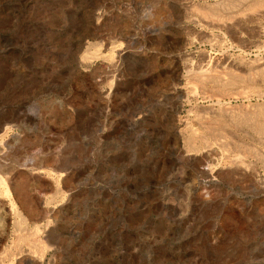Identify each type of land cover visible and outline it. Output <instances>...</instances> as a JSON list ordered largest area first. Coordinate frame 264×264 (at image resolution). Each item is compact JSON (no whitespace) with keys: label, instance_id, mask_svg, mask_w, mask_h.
Wrapping results in <instances>:
<instances>
[{"label":"rangeland","instance_id":"374dc122","mask_svg":"<svg viewBox=\"0 0 264 264\" xmlns=\"http://www.w3.org/2000/svg\"><path fill=\"white\" fill-rule=\"evenodd\" d=\"M91 2L0 0V106L38 112L0 140L44 157L0 173V264H264V125L245 109L264 108V0ZM177 117L214 126L195 169L172 152Z\"/></svg>","mask_w":264,"mask_h":264},{"label":"bare ground","instance_id":"6f19581e","mask_svg":"<svg viewBox=\"0 0 264 264\" xmlns=\"http://www.w3.org/2000/svg\"><path fill=\"white\" fill-rule=\"evenodd\" d=\"M26 1V0H25ZM37 1V0H36ZM97 1V0H96ZM107 0H102V3H104V2H106ZM94 2H95V0H92V2L90 3V4H92L91 5V7H93L95 4H94ZM107 3V2H106ZM87 6H88V4H87ZM98 6H100V4L98 5ZM104 6V5H103ZM102 6V7H103ZM32 7V6H31ZM106 7V6H105ZM97 8V7H96ZM95 8V9H96ZM98 9V8H97ZM97 9H96V11H97ZM104 9V8H103ZM101 10L100 12H96L97 13V17L100 19V20H106L107 19V16H108V14H106V12H104V10ZM90 10H92V9H90ZM94 11V10H93ZM92 11V12H93ZM26 14V13H25ZM27 15V14H26ZM94 15H95V13H94ZM94 15H93V17H94ZM111 16H113L112 18L113 19H115L116 17H115V15H111ZM118 19V18H117ZM109 22V21H108ZM32 23V22H31ZM118 26V25H117ZM36 27V26H35ZM223 28V27H222ZM27 30V29H26ZM32 30V29H31ZM23 31V30H22ZM24 32V31H23ZM21 36H23V35H21ZM128 37V36H127ZM237 37V36H236ZM21 41V40H20ZM23 41H24V39H23ZM25 43V42H24ZM24 46V45H23ZM27 46V45H26ZM33 46V45H32ZM35 46V45H34ZM21 47V46H20ZM36 47V46H35ZM27 48V47H26ZM129 50H128V47H127V45H121V46H119V48L118 49H116V53H115V58H114V61L112 62V63H110V67L107 69V72H109L110 74H111V78H113V83H112V86H111V88H109V91L107 92V94H106V96H108V97H116V95H117V84H118V79H119V77L118 76H120L119 75V71H120V69H121V59L124 57V55L128 52ZM23 52V51H22ZM27 52V51H26ZM23 55H25V54H23ZM114 55V54H113ZM179 56V55H178ZM36 62V61H35ZM205 63V62H204ZM206 64H208L209 65V63H206ZM211 64V63H210ZM184 65V64H183ZM197 65V64H196ZM204 65V64H203ZM198 67H199V65H198ZM22 68V67H21ZM98 69V68H97ZM186 69H187V72L189 73V72H191V71H193L194 69H195V63H192V62H186ZM199 69V68H198ZM99 70V69H98ZM102 70H103V68H102ZM101 70V71H102ZM100 71V70H99ZM203 71H204V69H203ZM97 72V71H96ZM201 72H202V70H201ZM92 73V72H91ZM95 75H96V73H92L90 76L94 79V78H96L95 77ZM175 75V74H174ZM100 76V75H99ZM178 77V76H177ZM177 79V78H176ZM179 79V78H178ZM175 80V79H174ZM174 82V81H173ZM178 82H179V80H178ZM177 82V83H178ZM175 83H173V85H174ZM171 85V84H170ZM173 85H172V87H173ZM170 87V86H169ZM183 88V87H182ZM170 89V88H169ZM106 91V90H105ZM104 91V92H105ZM102 92V91H101ZM182 92L183 91H181V89H180V87L179 86H174L172 89H170V90H167V91H164L163 93H162V95H160L161 97H164V99H169V101L170 102H168L169 104V106H168V108H173L174 107V111L176 110V108H177V103L178 102H176V99L175 98H179L181 95H183L182 94ZM103 94V93H102ZM102 94H101V96H102ZM246 94V93H245ZM105 95V94H104ZM103 95V96H104ZM194 95V94H193ZM185 97H190L188 94H185L184 95ZM235 96V95H234ZM128 97V96H127ZM64 98H66V97H64ZM263 98V96L261 97V96H259V98H258V100L259 99H262ZM103 99V98H102ZM104 99H106V98H104ZM113 99V98H112ZM173 99H175V100H173ZM184 99V98H183ZM246 99V98H245ZM256 99V98H255ZM180 100V99H179ZM178 100V101H179ZM186 100V99H185ZM261 101V100H260ZM4 103H3V105H1L0 106V129H2L3 128V132L1 131V133L0 134H2V133H7L6 131H8V130H10V128H12V127H17V128H22L23 127V123L25 122H23L22 123V121L23 120H26L27 122H29V121H31L34 117H37L38 116V112H37V110H31L30 112L29 111H25V110H23V106H22V103L23 102H21V101H18V102H16V103H13L12 101L11 102H8L7 100L6 101H3ZM6 102V103H5ZM8 102V103H7ZM109 103H110V100L108 101ZM105 103L106 104V106H109V103ZM58 103L59 104H61V100L60 101H58ZM250 103V102H249ZM105 104L103 105V107L105 106ZM167 104V103H166ZM130 105V104H129ZM165 105V104H164ZM118 106H120V104H118ZM164 107H166V106H164ZM245 109H246V114H248V116H249V120H251V121H253V122H256V123H258L259 125H264V108H261V107H255V105L254 104H248L247 106H245ZM108 110V113L110 112L109 111V108H107L106 107V111ZM171 110V109H170ZM96 111H97V109H96ZM95 111V112H96ZM104 111V110H103ZM100 112V111H99ZM105 112V111H104ZM103 112V113H104ZM176 112V111H175ZM178 112V111H177ZM108 113H106L107 115H108ZM134 113V112H133ZM187 115H189V114H187ZM104 116H105V113H104ZM175 116H176V114H175ZM183 116V115H182ZM190 116V115H189ZM137 117V116H136ZM139 117V116H138ZM133 118V117H132ZM175 119V118H174ZM187 118H185V120H186ZM85 120V119H84ZM88 120V119H87ZM134 120V119H133ZM185 120H183V118L182 117H177V119H176V122H175V124L173 125V127H171L172 128V130H173V136H174V139L175 140H177V133L179 132L180 133V131L182 132V131H184L186 134V139H185V142H183V144L182 145H179L178 144V142L177 141H175L174 142V144L172 145L173 146V150H172V152H174L175 154H177V155H175L174 153V156H179L180 158H181V160L184 158L185 159V161L187 162V164L191 167V168H193L194 166H197V164L198 165H200L201 164V162H204L203 160H204V155L205 154H208V153H210V151H214V150H217L218 148H217V146H214V144L213 143H211V142H209V139L211 138V137H214V126H209V125H204V128H202V127H200L201 126V124H200V126H196L197 125V123H199V122H193V125H195V126H188L187 127V125L185 124L186 122H185ZM84 122V121H83ZM185 122V123H184ZM22 123V124H21ZM86 123H87V121H86ZM93 123V122H92ZM174 123V122H173ZM172 123V124H173ZM96 124V123H95ZM83 125V124H82ZM83 127H84V125H83ZM13 129V128H12ZM169 129V128H168ZM83 131V130H82ZM9 132V131H8ZM80 132V131H79ZM184 132H182V133H184ZM217 132H220V133H222L223 132V130H219V131H217ZM80 134V133H79ZM3 135V134H2ZM10 135V134H9ZM180 135H182V134H180ZM184 135V134H183ZM8 136V135H7ZM13 136V135H12ZM11 137V136H10ZM7 138V137H6ZM83 138H84V136H83ZM12 139V138H11ZM85 139V138H84ZM4 140V139H3ZM17 141V140H16ZM45 141H47L46 139H45ZM10 142V141H9ZM84 142V141H83ZM15 143V142H14ZM17 143V142H16ZM15 143V144H16ZM46 143V142H45ZM90 143V142H89ZM25 144V143H24ZM24 144H20V147H16V149H15V151H21V153H18L17 154V152H14L13 150H11V149H9V150H6V145H8L9 146V144H6V141H2V138H1V140H0V173H4V172H7V171H9L10 169H12L13 167H17V165H28L29 166V169H31V170H38L42 165H43V156H41V157H39L38 159H36V157H34V156H31V157H28V156H26V155H24V152L26 153L28 150H29V152H31V147H29V144H27V145H25V146H23ZM213 144V145H212ZM49 146V145H48ZM33 147H35V146H33ZM171 147V146H170ZM54 148L56 149V147L54 146ZM14 149V148H13ZM31 149V150H30ZM60 148H58V150H59ZM166 149V148H165ZM172 149V148H171ZM171 149H170V151H171ZM57 150V149H56ZM55 150V151H56ZM54 151V152H55ZM13 153L12 154V157H14V159H12V158H7L6 159V161L5 160H2L1 158L3 157H7V156H9V153ZM48 152V151H47ZM165 152V151H164ZM163 152V153H164ZM34 153V152H33ZM37 153H40L39 151H37ZM57 153H58V151H57ZM166 153V152H165ZM27 154V153H26ZM71 155V154H70ZM164 155H167V154H164ZM168 156V155H167ZM5 157V158H6ZM43 157V158H42ZM46 157V156H45ZM56 157V156H55ZM47 158V157H46ZM177 159V158H176ZM43 161V162H42ZM180 161V160H179ZM179 161H177V162H179ZM230 161V160H229ZM235 161V163L233 164V165H235V167H237V169H235V170H233L232 171V174H235V173H240L241 172V163L242 162H240L239 160H234ZM233 161V162H234ZM76 162V161H75ZM181 162V161H180ZM180 162H179V164H180ZM183 162V161H182ZM176 163V162H175ZM200 163V164H199ZM179 164H177V165H179ZM183 164V163H182ZM44 165H46V163H44ZM172 165H173V163H172ZM174 165H176V164H174ZM186 165V164H185ZM181 166V165H180ZM211 166V165H210ZM186 166H184V168H185ZM190 167H188V168H190ZM197 167H199V166H197ZM202 167V166H201ZM205 167V166H204ZM203 167V168H204ZM214 167V166H213ZM212 167V168H213ZM250 167V166H249ZM202 168V169H203ZM207 168H208V166H207ZM210 168V167H209ZM243 168H244V166H243ZM28 169V168H27ZM193 169H195V168H193ZM211 169V168H210ZM245 169H246V167H245ZM14 170V169H13ZM175 170V169H174ZM172 171V170H171ZM243 171V170H242ZM167 172V171H166ZM165 172V173H166ZM178 172V171H177ZM216 173L215 172V170H213L212 169V171H208V173L207 174H209L210 176H213V174L214 173ZM173 173V172H172ZM5 174V173H4ZM11 174V173H10ZM9 174V172H8V174L7 175H5V177L3 178V176L0 174V187L1 186H4V184H5V181H7V182H9L10 181V175ZM152 174V173H151ZM169 174V173H168ZM174 174H176V171L174 172ZM157 175V174H156ZM169 175H171V174H169ZM172 176H173V174H172ZM175 176H179V173H178V175L176 174ZM235 176V175H234ZM239 176V175H238ZM157 177V176H156ZM214 177V176H213ZM231 177V176H230ZM14 178V177H13ZM12 178V179H13ZM152 178V177H151ZM165 178H167V176L165 177ZM155 179V178H154ZM157 179V178H156ZM170 179H172V178H170ZM168 180L169 179H167V182H168ZM179 180H180V178H179ZM159 181V180H158ZM171 181V180H170ZM172 183H173V180L171 181ZM146 184V183H145ZM148 185V184H147ZM12 186V185H11ZM68 187V186H67ZM6 188V187H5ZM7 189V188H6ZM68 189V188H67ZM150 189V188H149ZM8 190V189H7ZM69 190V189H68ZM11 191V190H10ZM10 191H8V194H10L9 192ZM70 191V190H69ZM142 191V190H141ZM71 192H69V194H70ZM143 193V192H142ZM127 194V193H126ZM12 196V195H11ZM127 196V195H126ZM129 197H131L130 195H128ZM159 196V195H158ZM13 197H14V194H13ZM142 197V196H141ZM125 198V197H124ZM127 198V197H126ZM125 198V199H126ZM132 198V197H131ZM137 198V197H136ZM157 198V197H156ZM13 199V198H12ZM152 199V198H151ZM68 200V199H67ZM153 200V199H152ZM162 200H163V198H162ZM161 200V201H162ZM11 201V200H10ZM141 201V200H140ZM148 201V200H147ZM154 201V200H153ZM153 201H150V202H153ZM164 201H166V200H164ZM133 202V201H132ZM135 202V201H134ZM146 202V201H145ZM159 202V201H158ZM168 202V201H167ZM198 202V201H197ZM199 202H200V200H199ZM11 203H12V201H11ZM162 203V202H161ZM165 203V202H164ZM203 203V202H202ZM14 204V203H13ZM134 204H136V203H134ZM142 204V203H141ZM148 204V203H147ZM153 204V203H152ZM163 204V203H162ZM168 204V203H167ZM12 205V204H11ZM62 205V204H61ZM137 205V204H136ZM139 205V204H138ZM146 205V204H145ZM156 205V204H155ZM198 205V204H197ZM196 205V206H197ZM134 206V205H133ZM157 206V205H156ZM155 206V207H156ZM161 207H162V205H160ZM166 206V205H165ZM195 206V207H196ZM202 206V205H201ZM152 206H150V208H151ZM154 207V206H153ZM154 207V208H155ZM199 207V206H198ZM15 208V207H14ZM54 208H55V206H54ZM163 208V207H162ZM11 209H13V208H11ZM55 211H56V209H54ZM154 210H156V209H151V211H154ZM163 210V209H162ZM161 210V211H162ZM174 210V209H173ZM54 211V212H55ZM165 211V210H164ZM53 212V213H54ZM126 212V211H125ZM163 212V211H162ZM197 212V211H196ZM55 214V213H54ZM54 214H52V215H54ZM173 214V213H172ZM3 218V217H2ZM204 219V218H203ZM1 220V219H0ZM2 221V220H1ZM0 221V222H1ZM127 222V221H126ZM126 222H125V224H126ZM128 226V225H127ZM133 226V225H132ZM120 228V227H119ZM129 228V227H128ZM121 229V228H120ZM120 231V230H119ZM113 232V231H112ZM120 233V232H119ZM53 245V244H52ZM50 246V245H49ZM51 247H53V246H51ZM26 255H24L23 257H25ZM26 258V257H25ZM53 259V258H52ZM28 260V259H27ZM16 262H17V260H16ZM15 262V263H16ZM27 262V261H26ZM32 262V261H31ZM30 261H29V263H31ZM20 263H21V261H20ZM24 263V262H23ZM37 263V262H36ZM134 263V262H133ZM26 264V263H25ZM35 264V263H34ZM136 264V263H135Z\"/></svg>","mask_w":264,"mask_h":264}]
</instances>
